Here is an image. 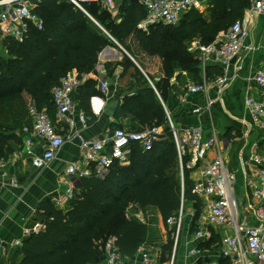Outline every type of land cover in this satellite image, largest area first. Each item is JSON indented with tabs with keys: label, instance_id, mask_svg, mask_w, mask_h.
<instances>
[{
	"label": "trees",
	"instance_id": "obj_1",
	"mask_svg": "<svg viewBox=\"0 0 264 264\" xmlns=\"http://www.w3.org/2000/svg\"><path fill=\"white\" fill-rule=\"evenodd\" d=\"M31 1L33 12L44 22L43 29L30 24L24 40L5 37L8 56L0 54V159L5 160L14 151L12 143L23 142V128L31 122L29 108L25 121V116L12 109L13 104L27 93L31 105L55 122L53 90L61 79L74 69L79 77L93 72L103 49L115 45L97 23L121 44L135 33L146 52L163 58L166 77L181 68L197 78L200 63L188 50L187 41L199 36L202 43L210 44L219 32H226L243 16L247 6L244 0H216L211 21L196 16L176 25L155 24L146 32L138 27L146 16L139 0H121L114 17L100 4H85L97 23L68 0ZM126 62L144 78L129 57ZM146 82L136 95L124 99L116 115L131 113L147 127L164 126L163 138L148 150L133 143L128 163L115 162L105 175L79 177L66 206L57 207L50 198L43 199L38 208L44 217L43 228L23 240L21 258L12 264H102L106 259L105 243L111 236H116L118 251L127 259L149 240L148 225L129 216L131 206L156 207L166 222L178 214L183 201L202 205L190 170L185 168L183 176L180 174L177 148L156 93L157 89L163 94L164 88L155 83V89ZM94 85L90 78L81 92L82 107L92 120L95 115L87 101L98 93ZM169 245L172 247L174 241L170 240Z\"/></svg>",
	"mask_w": 264,
	"mask_h": 264
},
{
	"label": "crops",
	"instance_id": "obj_2",
	"mask_svg": "<svg viewBox=\"0 0 264 264\" xmlns=\"http://www.w3.org/2000/svg\"><path fill=\"white\" fill-rule=\"evenodd\" d=\"M215 1L200 0L199 5L183 12L179 21L196 16L211 21L215 15ZM244 1L247 2V6L243 16L238 20L243 21L246 36L244 49L236 57L227 63L215 61L211 54L202 58L199 50L191 51L190 47L208 44L202 43L199 36L187 41L188 50L200 63L197 78L191 71L181 68H176L172 76L166 77L163 58L146 52L135 33L125 38V44H121L105 32L115 45L104 48L94 71L82 75L83 84L74 91L75 106L68 119L61 121L54 114V123L64 138V144L56 157L44 167L34 166L33 156L43 154L49 147V140L35 136L32 131L25 132V126L22 132L23 142H13L14 151L9 158L0 159V264H12L14 260L21 258L20 247L15 245V240H25V230L31 229L36 221H43L44 217L38 210L43 199L48 197L53 201L69 193L73 194L75 188L71 184L72 177L66 170L74 163H81L82 139L98 140L110 136L118 127L128 130L147 127L140 124L137 117L131 113L116 115L117 108L124 103V99L136 95L147 84L146 81L155 89V83H160L164 88L163 94L157 89L156 93L168 120H172L177 127L201 126L205 138L212 134L219 137L228 169L235 171L237 180L241 179L240 193L236 192L237 182L234 188L240 206L239 220L248 221L252 225L259 224L250 206L255 200L246 185L245 176L258 168L251 159L253 154L257 153L264 157V129L255 123L246 101L250 97L257 102L264 100L262 89L255 79L257 72L264 67V13L255 9L256 0ZM30 7L32 10L35 7L31 0ZM4 9V6H0V14ZM121 20L119 17L118 22ZM222 34L223 31L219 32L213 42L222 38ZM3 40L4 37L0 35V54L8 56ZM126 57L132 60L144 78H141L135 67L127 66ZM72 72L77 73V70L74 69ZM223 74H227L229 80L220 88L215 80ZM90 78L95 81L93 89L98 92L87 101L95 115L93 120L86 116L81 101L82 87ZM166 78L168 82H164ZM104 81L109 84L107 94L100 89V84ZM202 82L209 84L206 91L196 93L189 91V87L194 83ZM24 96L29 98L30 108L32 98L27 93H24ZM110 102L115 104L114 114L105 111ZM82 114L87 118L86 124L80 120ZM31 123L32 121L28 127ZM28 137L35 139L34 154L25 151V138ZM214 156L213 151L208 154V158ZM87 170L90 175L97 172V167L92 165ZM200 171L199 167L190 171L194 182L199 178ZM187 204L176 248L169 245L170 240L174 241V226L164 221L158 208L131 206L129 216L139 220L142 216L145 217L144 223L149 228V240L133 257L127 258L124 264H139L141 250L150 251L160 264H227L228 260L221 255V240L226 236L235 235L234 227L209 222L205 218L206 209L203 201L198 207L193 202ZM144 212L147 216L143 215ZM202 227L210 230L209 239L197 237L196 232ZM255 264L262 263L256 261Z\"/></svg>",
	"mask_w": 264,
	"mask_h": 264
},
{
	"label": "built area",
	"instance_id": "obj_3",
	"mask_svg": "<svg viewBox=\"0 0 264 264\" xmlns=\"http://www.w3.org/2000/svg\"><path fill=\"white\" fill-rule=\"evenodd\" d=\"M68 1L89 17L91 15L85 8V4L88 3L100 4L111 12L118 10L117 0ZM139 1L146 8L145 18L138 24V27L144 31H149L150 27L155 24L176 25L183 12L200 4V0ZM0 6L5 7L0 14V35L4 38L12 36L20 41L24 40L30 24L38 29H43L44 22L31 9L30 0H0ZM254 7L259 12L264 13V0H256ZM97 24L102 28L99 23ZM104 32L107 31L104 30ZM245 36L244 23L242 20H237L226 32H223L222 38L208 45L191 46L190 50H199L202 58L211 54L215 61L227 63V61L242 52ZM255 79L264 95V67L257 72ZM228 80L227 74H223L216 78L215 83L223 88ZM82 84V78L76 72H70L54 88L53 102L59 120L68 119V115L75 106L74 91ZM208 85L207 82L194 83L189 87V91L192 93L206 91ZM100 89L107 94L109 90L108 82H102ZM246 103L255 123L264 129V100L257 102L250 97ZM29 111L32 123L30 127L26 126L24 131L27 133L32 131L35 136L49 140L47 150L41 155L33 156V165L41 168L48 165L56 157L58 150L64 144V138L45 111H39L33 105L30 106ZM80 120L83 124H86L85 114L80 116ZM168 126L177 148L181 172L184 173L185 168L190 171L198 167L201 169L199 178L195 180L194 191L205 205V218L211 223L228 224L235 229V235L226 236L221 240L222 257L228 260L227 264H255L256 261L264 264V157L259 156L257 153L253 154L251 159L258 165V168L252 173L248 172L245 176L246 185L255 200V203L250 206L259 222L258 225H252L248 221L239 220L240 206L234 193L237 178L235 171L227 167L219 137L212 134L205 138L201 126L179 128L170 119ZM164 132V126L159 125L137 130L118 127L113 130L110 136L98 140L82 139L81 163H74L66 170V173L72 177V186L76 188L78 178L89 175L87 169L92 165L97 167L96 174L102 176L109 171L115 162L128 163L133 143H138L144 150L151 149L156 141L163 138ZM33 137L25 138L24 147L29 154L35 152V139ZM212 151L215 152V156L208 158V154ZM72 196L73 194L69 193V195L56 198L53 201L57 207H64ZM183 213L184 201L178 214L172 215L166 220L167 224L174 226L175 248L178 244ZM140 220L142 222L146 221L143 216ZM42 228V221H36L31 229L25 230V237L27 238L30 234L41 231ZM196 235L202 239H209L211 232L208 228L202 227L196 232ZM116 240V236H111L105 243V264H124L126 260L120 255ZM22 244L23 240H15L17 247H21ZM139 264L160 263L150 251L141 250Z\"/></svg>",
	"mask_w": 264,
	"mask_h": 264
},
{
	"label": "rangeland",
	"instance_id": "obj_4",
	"mask_svg": "<svg viewBox=\"0 0 264 264\" xmlns=\"http://www.w3.org/2000/svg\"><path fill=\"white\" fill-rule=\"evenodd\" d=\"M119 2H120V0L117 1V4H118V5H117V8L120 7ZM101 7H102V9H105L103 6H101ZM107 13L110 15V17H114V16L118 13V10L115 11V12L108 11ZM133 54H134V52H133ZM136 54H137V53H136ZM134 56H135V54H134ZM29 105H30V100H29V98L26 97V96H24L23 100L16 101V102L13 104L12 109H13L16 113H18V114L21 113V115L25 116V121H27V118H28L27 110H28V108H29ZM167 120H168V118H167ZM168 124H169V120H168ZM179 167H180V165H179ZM179 170H180V174L183 176V173L181 172V167L179 168ZM241 187H242L241 179L238 178V180H237V185H236V192H237V193H240L239 191H240V188H241ZM187 207H188L187 202H186V203L184 202V210H186ZM143 215H146V216H147V214H146L145 212H144ZM150 215L152 216V213H150Z\"/></svg>",
	"mask_w": 264,
	"mask_h": 264
},
{
	"label": "water",
	"instance_id": "obj_5",
	"mask_svg": "<svg viewBox=\"0 0 264 264\" xmlns=\"http://www.w3.org/2000/svg\"><path fill=\"white\" fill-rule=\"evenodd\" d=\"M93 19V18H92ZM94 20V19H93ZM95 21V20H94ZM115 110V104L114 102H110L106 107L105 111H108L110 114H114Z\"/></svg>",
	"mask_w": 264,
	"mask_h": 264
}]
</instances>
